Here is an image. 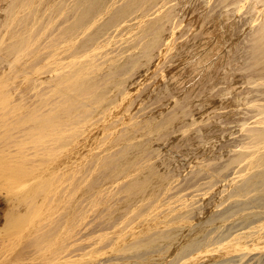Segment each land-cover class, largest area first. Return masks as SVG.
I'll use <instances>...</instances> for the list:
<instances>
[{
	"label": "bare ground",
	"instance_id": "6f19581e",
	"mask_svg": "<svg viewBox=\"0 0 264 264\" xmlns=\"http://www.w3.org/2000/svg\"><path fill=\"white\" fill-rule=\"evenodd\" d=\"M176 28L186 45H174ZM175 46L173 58L164 55ZM155 51L158 59L168 56L164 63ZM133 56L131 66L116 67ZM113 65L125 67L122 75L110 71ZM128 66L135 77L127 76ZM25 88L52 89L45 97L53 102L31 105L40 109L28 135L53 160L38 174L39 191L49 213L61 218L24 238L3 239L0 264H136V255L150 261L144 264L171 257L168 264H264V0H0L3 107L12 105L10 97L26 101ZM119 142L126 145L110 161L111 174L119 172V179H107L110 196L87 199L93 207L107 203L117 191L112 184L126 178L130 204L120 206L109 227L88 223L89 232L84 225L73 233L80 211L71 203L70 181L78 187L87 181L80 177L84 156L101 155L99 167H107L105 154ZM195 167L205 173L191 170L182 187L181 175ZM167 225L172 230L162 229ZM149 229L163 246L139 257L123 252L130 238L144 245ZM111 232V244L125 255L103 256L108 248L99 249V240Z\"/></svg>",
	"mask_w": 264,
	"mask_h": 264
},
{
	"label": "rangeland",
	"instance_id": "374dc122",
	"mask_svg": "<svg viewBox=\"0 0 264 264\" xmlns=\"http://www.w3.org/2000/svg\"><path fill=\"white\" fill-rule=\"evenodd\" d=\"M61 20H62V18L60 17L59 20H57V22H58L57 24H59V22H61ZM181 33H182V30L181 29L178 30V28H176V30L174 31L173 35H171V39H172V37H174L172 40L175 39L174 41H177V43L175 42L174 45H176V44H178V45H186V42L182 41V36H180ZM166 44H168V43H166ZM175 49H176V46L173 49V51H172L171 48H169V50L167 49L166 50V54L164 53V55L170 56V54H172L174 51L176 52ZM159 51H155L153 54L156 55V54H158L157 52H159ZM150 54H152V53L150 52ZM160 54L162 55V58L166 57V56H164L162 54V52L159 53V55ZM174 54L175 53H173L172 55H174ZM133 55H135V54H133ZM154 55H151V56L153 57ZM172 55L170 56V58H173L175 56L174 55L172 57ZM137 56H135V57H137ZM135 57L133 56V57H129V59L127 58L128 60L126 59V62L122 63V64H118L119 62L117 63L115 61H113L111 63L112 64L114 62L117 63L116 67H118V65H124L125 66L126 63L127 64L129 63L128 65L131 66L132 63L135 61L134 60ZM156 57H157V55H156ZM167 57H166V59H167ZM99 58L96 57V59H99ZM156 59H158V57ZM163 59H161V56H160V59H158L159 60L158 64H162L163 61L165 62V60H163ZM115 63H114V65H115ZM127 64H126V66H127ZM108 65H110V64H108ZM114 65L113 66H109V68L110 67L112 69L115 68L117 70V73L120 74V72H118V71L119 70L121 71L123 66L122 67L119 66V68H116V67H114ZM160 66L161 65H159L158 67H154L153 68L154 71L151 68L150 72L153 71V74L156 73L157 68L159 69ZM111 68H110V71H112ZM130 68L131 67H129V66L127 67V69H126L127 72H128V70ZM155 68H156V70H155ZM96 69L97 68H95V70ZM98 69H100V68H98ZM102 70H104V69L102 68ZM116 70H113V72H116ZM124 70H125V67H124ZM124 70H122V72ZM134 71H135V69L133 71H131V72L126 73V74H128L127 76L128 77H133ZM122 72H121L120 75H122ZM136 73H137V70H136ZM104 74H107L106 71L101 76H106L107 77V75H104ZM109 74H110V72H109ZM111 74L113 76V73H111ZM115 75L116 74L114 73V76ZM111 77L109 76V78H111ZM134 77H135V75H134ZM104 79L107 80L108 78L104 77ZM161 82H164V81H161ZM120 85L118 84L117 86L119 87V89L122 90V87ZM161 85L160 84L157 85V90L158 91H159L158 88ZM122 86H123V84H122ZM161 87L164 88L163 86H161ZM161 87H160V90H161ZM39 89H41V87ZM44 89L41 90L43 93L40 91L41 94H39V96L36 97V95H34L36 98L34 97V100H33L32 93L33 92H34V94L40 93L38 88H36L33 91H31L32 90L31 88H28V89L25 88L24 90L26 91V94H28L30 92L28 94V95H30L29 98L26 99V101H25V99L23 100V98H18L17 96L10 97V98H12L11 101H13L15 99L13 101L14 103L12 102V105L10 104L11 103L10 99L8 100V99H6L4 97V99L9 101V103H7L8 101H6L5 104L6 105H8V104L11 105V106L8 105L9 106L8 108L7 107L6 108L3 107L4 106V103H3L4 100H2V99L0 100L1 101L0 102L1 106L3 107V109L0 112L3 114L4 111H5V113L7 115L6 117H2V115H1L2 118H0V243H1V241L3 239H9L11 236L13 237L14 234L24 238L25 236H28V232L29 231L30 232H34V230L35 231L36 230H38V231L44 230L48 226V224L50 222H52V221H54L56 219L60 220V218H61L60 217L61 215H59V213H57V214L49 213L48 209H46V207H45L46 204H47L46 194L42 193V191H39V189H40L39 186H41L40 185V179H39L40 173L42 171L47 170V168L48 169H50V168L52 169L53 168L52 167L53 166L52 165L53 160H52V158L48 157L46 155V152L43 151V149H41L40 147H38L36 145V142H34L33 139L31 140L30 139L31 136H29L32 133V129L35 126V121H37V119H36L37 117L35 116V114L40 109V108L37 109V107H33V106L31 107V105H36L37 104V106H39V105H41V103L44 105V102H41V101L43 100V98H44L43 101L46 100L45 98H47V97H45V95H47L49 97H50V95H52L51 94V92H52L51 88H50V90L48 89L51 92H47L48 90L45 91ZM157 90L155 92H157ZM117 91H119V90H117ZM155 92H154V94L156 96L157 93H155ZM161 92H163V91H161ZM23 94H25V93H23ZM158 94H160V92H158ZM10 95L12 96V94H10ZM10 95L6 94L5 96L9 97ZM165 95H167V93L164 94V96ZM160 96H162V98H164L162 93H161ZM38 98H39V100H36ZM48 98H47V100L50 102L51 99L50 98L48 99ZM53 98H55V97L53 96ZM53 98H52V100H53ZM156 98H157V96H156ZM156 98H155V100H157ZM162 98L160 97L158 99H162ZM53 101H51V102H53ZM15 102H16V105H15ZM24 102H26L27 105H24L25 104ZM22 103H24V104H22ZM76 103L80 104L78 102H76ZM15 106H19V107H16V109H14ZM41 106H39V107H41ZM144 106L142 105V107H144ZM78 107H80V106L78 105ZM142 107H140V109ZM35 108L37 110H34ZM46 109H47L46 112H49L48 109L51 110L50 106L48 108H46ZM32 110H33V112H32ZM137 110L138 109H136L135 111H137ZM142 110H144V109L142 108ZM89 111H91V110H89ZM26 112L28 113V115L31 113L30 116L31 115L34 116L35 120L32 119V117L30 119H26L27 117L28 118L30 117V116L27 115ZM25 113H26L27 117H26V115H24ZM82 114H83V112H82ZM119 118L120 117H116V120H118ZM25 119H26L27 123L23 124L25 122ZM225 119L229 120V118H225ZM225 119H223V120H225ZM19 120H23L24 122L22 121L23 123H21V121H20V123H19L18 122ZM109 121L111 123L113 122V120H111V119L108 120V122L105 123L106 126L111 124V123H109ZM107 123H109V124H107ZM21 124H23V125H21ZM100 126H102V125H100ZM228 126L230 128V125H228ZM228 126L226 127V130H227ZM221 130H225V126H224V129L222 128ZM23 136H25L24 137L25 139L22 138ZM27 137H28V139H27ZM186 137L187 136H185L184 139H186ZM21 139H23V140H21ZM182 141H184V140H182ZM175 142L174 143L171 142L172 144L171 143L170 144L171 145L174 144V146H175ZM179 143H180V140H179L178 144ZM125 145H126V143L121 142V144H120V142H119V143L114 144L112 146L113 148H110L111 149L110 151L108 150L107 154H105V155H107V159H108L107 162H109V165L107 167H99V165H100V161L99 160H100V156L101 155L100 156L95 155V156H91L89 158H87L88 156H84L83 162H82V171H81V174H80L81 176L80 177H81L82 181L83 180H87V181H84V184H81L80 187L73 185L71 183V181H70V184H69L70 185V190L69 191H70V196H71V203H72V205L79 206V211H80L79 216L76 217L77 220L73 221V223L71 225V230H72L73 233L79 232L80 229L84 225H86L88 223H90L91 225H94L93 229H94V227L104 228L105 226H108V225L110 226L111 223L113 224L119 219L121 213L123 212L121 210L120 206L123 205V204H130L129 199L127 200V198L130 195V193L133 192V190L132 189L128 190L129 189L128 184H130V183H128V179H126V178H120V180H117V181H115L112 184L113 188H115L117 191L112 197H110L108 199L107 203L102 204V205H98L97 207H93V206H91V204L88 203V199H87L88 194H91V193H96V196H95L94 199H92V202L95 201V199H97L99 197H100L101 200H103L104 199L103 196H110V195L106 194V187L109 184L108 182L111 181L112 179H115L116 175L114 176V174L119 175V172L111 174L110 170H111L112 166H114L113 164H115V163H110V161L112 160L113 156L116 153H119L118 151L122 152L121 150H123V147H125ZM176 146H177V143H176ZM150 149L151 148L143 150V155L147 154L150 151ZM129 152H131V150ZM181 155L183 156V154H180V156ZM161 156H160V158H161ZM162 159L164 160L163 156H162ZM222 160H224V159L219 160L218 163L220 164V161H222ZM44 165H45V167H47V166L48 167L45 169ZM40 166L42 167V169H40L41 171L38 169V168H40ZM196 168L198 169V171L199 170L200 171L198 172ZM195 169H196L195 172H197V174L199 173V176H201V174H200L201 172L205 173L204 172L205 170L201 169L200 167L199 168L195 167L194 169L190 168V170L187 173L185 172L184 174L181 175L184 178V179L181 178L182 181H183L182 187L186 185L184 183H188V181H187L188 178L189 177L191 178V176H189V175L194 176L195 172H193V174H191V170L194 171ZM165 170L169 171V169H167V168ZM38 171H40V172H38ZM22 172L24 173V176H23ZM21 173H22L23 178L26 175V177L24 179L22 178ZM203 173H202V175H203ZM38 174H39V176H38ZM166 174L170 175V172H166ZM171 174H172V172H171ZM197 174H195L196 176H195V178L193 180H195L196 177L199 178V176ZM109 178L111 180L107 181V179H109ZM116 178H118V176H116ZM170 178L174 179L175 177H170ZM170 178H168V179H170ZM190 178H189V181H190ZM101 179H104V181H103L104 184H96V183H100ZM122 179L124 181H122ZM125 179L127 180V182H126ZM185 179H187V180H185ZM179 180L180 179L178 178V181ZM174 181H175V179L172 180L173 185L175 184ZM178 181L176 180V182H178ZM126 183H128V184L126 185ZM170 183H171V181H170ZM170 183H169V185H170ZM167 184H168V182H167ZM82 186H84V187H82ZM127 186H128V188H127ZM95 188H97V189L95 190ZM161 191H163V190L159 189V192H160V194L162 196L163 193ZM44 198H45L46 201L43 200ZM100 199H97V201H100ZM44 201H45V204H44ZM151 201H153V200H151ZM229 203H231V202H229ZM23 207H29V209H27V211L29 210V212L26 213V210L22 209L26 213L25 214L21 210V208H23ZM21 211H22V213H24L23 217H22V220L20 218L21 215H22ZM16 212H17L18 215L16 214ZM116 218H118V219L115 220ZM14 219H15V221H14ZM20 221H21V223H23L25 221L24 223H26V224L23 226V224H21ZM19 223H20V225H19ZM31 223H32V225H30ZM35 224H36V226H35L36 228L34 227ZM89 225H86L84 228H87V227L88 228L86 230H83V231L89 232V228H92V227H90L91 225L90 226ZM171 225L170 226L167 225V226H165V228L163 227L162 229L168 231L169 229L167 230V228L169 227L171 229ZM30 226H32V228H30ZM173 228L174 227L172 225V229ZM93 229H90V230L92 231ZM152 229H154V228H152ZM152 229H149V230H151V233L149 232L150 235L145 234V235L149 236L147 238L148 241L145 240L146 242H144V245H142L143 243L142 244L139 243V244H141L140 246L138 245L139 248L141 247L140 249L137 246L138 242L141 241L140 238H139L140 241L139 240L137 241L136 240L137 238L135 239L133 237V238L128 239L129 241L126 240V241L123 242L124 246L121 245L123 250H124L123 252H125V249H126V251L129 250V252H130V254H132V256L135 253H137L138 257H139V256H142L143 254L151 253L154 249H157V248H160V246H163L165 241L164 242L163 241L159 242L158 240L155 239L156 238L155 234H157V230L158 229L156 228L157 229L156 233L153 234L155 237L151 235L152 234ZM148 231L146 230V233H148ZM153 231H155V229ZM112 232H113V230H112ZM112 232H111V234L108 233V234H110L108 236H107V234L104 235L105 237L102 236L104 238H102L101 240H99L97 238L100 241L99 242L100 246L98 245L99 249H100V247L105 248V249L108 248L107 249L108 251H109V249H111V250H113V249L115 250L116 249L111 244L113 242L112 240L115 239V235L112 236L113 235ZM28 238L27 239L30 240V236ZM28 240H27V242H28ZM25 243H26V241H25ZM162 243H163V245H161ZM133 246L136 247V248H133ZM131 248H133V249H131ZM130 249H131V251H130ZM183 249L184 248H182L180 250V252H178V253H181L182 251H184ZM101 250H103V249H101ZM108 251L105 250L104 255L103 254L102 255L105 257V256H110V255L121 254L122 253V251H118V250L116 251V253H115V251L108 253ZM1 252L2 251L0 250V259H1V255L3 254V252L2 253ZM129 252H128V255H129ZM122 255H125V253H122ZM136 256L132 257L133 262L135 261L136 264L150 263V261H148V260H146V262H145V260H144V262L143 261L139 262L140 259H138V260H137V258L135 259ZM171 258L173 259V257H171ZM171 258L169 260H166L165 264L166 263L168 264L169 261L171 260ZM85 259H86V257L84 259H82L81 261H85ZM36 264H48V263L41 261V262H37Z\"/></svg>",
	"mask_w": 264,
	"mask_h": 264
}]
</instances>
